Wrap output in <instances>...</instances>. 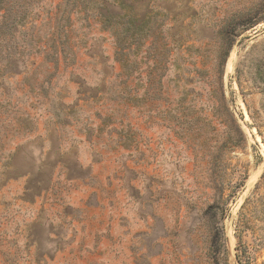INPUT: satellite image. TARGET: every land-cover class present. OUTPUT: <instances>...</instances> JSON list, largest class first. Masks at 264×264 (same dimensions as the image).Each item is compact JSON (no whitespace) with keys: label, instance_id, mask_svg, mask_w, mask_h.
Segmentation results:
<instances>
[{"label":"rangeland","instance_id":"1","mask_svg":"<svg viewBox=\"0 0 264 264\" xmlns=\"http://www.w3.org/2000/svg\"><path fill=\"white\" fill-rule=\"evenodd\" d=\"M4 7L0 264H264V0Z\"/></svg>","mask_w":264,"mask_h":264},{"label":"trees","instance_id":"2","mask_svg":"<svg viewBox=\"0 0 264 264\" xmlns=\"http://www.w3.org/2000/svg\"><path fill=\"white\" fill-rule=\"evenodd\" d=\"M4 4H5V0H0V12L1 11H3L4 10ZM132 25H134V24H132ZM188 113V112H187ZM191 113V112H190ZM196 124L197 123H194V125L196 126ZM189 125V124H188ZM195 126H190L191 128H195ZM188 129H190V128H188ZM238 134L240 135V136H243V133H242V131L239 129V127H238ZM199 144H200V142H199Z\"/></svg>","mask_w":264,"mask_h":264}]
</instances>
